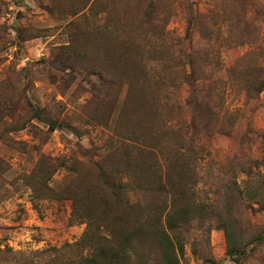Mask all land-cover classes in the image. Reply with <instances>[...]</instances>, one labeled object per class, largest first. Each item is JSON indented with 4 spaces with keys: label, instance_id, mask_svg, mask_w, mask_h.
I'll return each instance as SVG.
<instances>
[{
    "label": "rangeland",
    "instance_id": "1",
    "mask_svg": "<svg viewBox=\"0 0 264 264\" xmlns=\"http://www.w3.org/2000/svg\"><path fill=\"white\" fill-rule=\"evenodd\" d=\"M105 2L106 8L115 11L117 23L137 11L139 3L145 7L152 2L154 21L150 23H156L159 31L155 37L169 51L164 48L160 53L159 46L154 60L145 59L143 64L153 74L152 83L171 82L166 92L170 98L161 92L159 99L162 113L173 125L188 122L192 110L196 115L193 135L200 147L202 171L228 170L238 161L263 157L264 86L248 93L238 89V81L232 79L239 77L240 85V79L241 83L242 78L251 79L248 73L264 78V0ZM82 5L83 0H0V81L8 79L17 95L45 107L61 123L45 139L27 125L9 132L10 141L0 140V264H38L48 259L53 247L76 240L84 229L83 223L69 222L70 200L34 198L26 187L24 175L39 158L95 160L104 154L107 140L117 138L114 128L119 105L106 125L82 120L88 118L82 106L89 98V108L103 106L114 89L104 91L98 77L82 67L75 68L70 79L67 72L50 63L73 32L101 26L106 20V8L96 16L87 8L69 13ZM190 58L209 77L193 83L188 76L193 69ZM165 62L172 70L166 77L162 75ZM178 72L185 74L179 77ZM164 83L157 84L163 88ZM200 102H207L210 114L216 115L211 129L203 128L205 121L195 112ZM208 118L207 114L205 120ZM31 122L46 130L43 122ZM260 167L264 170V164ZM70 177L66 168H58L49 184L55 186ZM244 177L238 174L239 181ZM249 216L257 227L264 223V211L256 205L249 209ZM193 238H201L198 230H193ZM199 242L196 248L184 244L181 264H240L227 255L221 229H211L208 241ZM244 264L259 263L252 259Z\"/></svg>",
    "mask_w": 264,
    "mask_h": 264
},
{
    "label": "trees",
    "instance_id": "2",
    "mask_svg": "<svg viewBox=\"0 0 264 264\" xmlns=\"http://www.w3.org/2000/svg\"><path fill=\"white\" fill-rule=\"evenodd\" d=\"M105 4V0H83L81 7L69 13L87 8L96 16ZM137 8L117 23L115 11L107 7L101 26L73 32L50 62L70 79L73 70L82 67L98 77L104 91L114 89L103 106L89 108V98L82 106L89 119L82 120L106 125L116 105L119 111L114 128L117 138L107 140V149L97 159L41 156L24 175L34 198L70 200L69 222L84 224L76 240L53 247L48 259L38 264H181L184 244L196 248L199 241L207 242L213 228L223 231L230 258L240 264L252 259L264 264V223L257 227L249 216L253 205L264 211V170L260 167L264 155L238 161L228 170L202 171L200 147L193 135L196 115L192 110L188 122L173 125L162 113L159 99L163 93L170 98L166 92L171 82L163 79L153 84V74L143 64L145 59L154 60L159 46L160 53L169 51L155 37L156 23H150L154 21L152 2L145 7L139 3ZM190 60L193 69L188 76L193 83L209 77ZM162 72L165 77L172 75L166 62ZM179 74L183 77L185 72ZM248 75L251 79L242 78V83L240 79V85L239 77L232 80L238 81V89L259 92L264 78ZM9 85L8 79L0 81V140L10 141L9 132L27 125L45 139L61 124L45 107L33 105ZM195 112L205 121L203 128L214 127L216 115L210 114L207 102L198 103ZM32 119L43 122L46 130ZM58 168H66L72 177L51 186L49 180ZM239 173L245 176L240 181ZM193 230L201 238H193Z\"/></svg>",
    "mask_w": 264,
    "mask_h": 264
}]
</instances>
